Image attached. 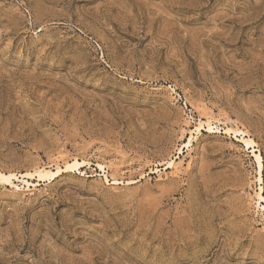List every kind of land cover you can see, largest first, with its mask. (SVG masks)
<instances>
[{"label": "rangeland", "instance_id": "rangeland-1", "mask_svg": "<svg viewBox=\"0 0 264 264\" xmlns=\"http://www.w3.org/2000/svg\"><path fill=\"white\" fill-rule=\"evenodd\" d=\"M241 132L264 164V0H0V172L63 168L0 184V264H264Z\"/></svg>", "mask_w": 264, "mask_h": 264}, {"label": "bare ground", "instance_id": "bare-ground-1", "mask_svg": "<svg viewBox=\"0 0 264 264\" xmlns=\"http://www.w3.org/2000/svg\"><path fill=\"white\" fill-rule=\"evenodd\" d=\"M204 112V111H203ZM206 113V112H205ZM207 113H209L207 111ZM203 114V113H202ZM212 114V113H211ZM210 114V115H211ZM204 116V114H203ZM207 116V115H206ZM212 117V116H210ZM208 118V116H207ZM206 119V118H205ZM213 120V119H212ZM206 124H209L208 122ZM203 122L200 124V127L198 129H201L203 127ZM209 129L212 130L213 128L211 126H209ZM230 130V129H228ZM213 131V130H212ZM240 131V130H239ZM230 132V131H229ZM235 132V131H234ZM237 133V132H235ZM240 133V132H239ZM241 133H244L245 132H241ZM238 134V133H237ZM243 134V137L239 140L241 141L242 143H244L247 148L249 149H253V153H254V156L256 157V160H257V163H258V171H259V178H258V181L260 183V185L263 186V170H264V164H263V159H262V156L261 154L258 153V150L256 149L257 145H256V142L253 140V139H250L247 137V135ZM191 143V141L189 142ZM180 158H176V160H172L170 161L165 170H173L175 171L176 173H180V169L178 167V163H177V160H179ZM87 164V162H82L80 163L78 160H74V163H67L66 165V169L67 170H79L81 167L85 166ZM182 164H180L179 166L181 167ZM183 166V165H182ZM56 167V166H55ZM101 168V172L104 174L103 176L105 177L106 180L109 179V175H107V171H106V168L104 167V165H100L99 166ZM110 169V168H109ZM182 169V167H181ZM63 172V168H60V167H57L56 169H47V168H44L41 170L38 169L36 172L34 173H26V174H23L21 175L20 177H18V175L16 174H3L0 172V184H6V185H11L14 187V184H15V181L16 182H19L21 184H24L25 187H38L42 181H45V180H54L56 179L57 177H59ZM175 175H178V174H175ZM181 175V174H180ZM179 175V176H180ZM114 180V179H113ZM31 182L34 183L31 184ZM120 182L118 180H114V185H117L119 184ZM16 188H19V186H15ZM23 188V187H22ZM27 188V189H28ZM26 189V190H27ZM30 190V189H29ZM258 199H259V203L258 204H262L263 205V211H264V194H263V187H260L259 191H258ZM260 207V206H259Z\"/></svg>", "mask_w": 264, "mask_h": 264}]
</instances>
